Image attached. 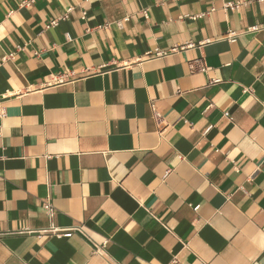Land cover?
Wrapping results in <instances>:
<instances>
[{"label":"crops","instance_id":"1","mask_svg":"<svg viewBox=\"0 0 264 264\" xmlns=\"http://www.w3.org/2000/svg\"><path fill=\"white\" fill-rule=\"evenodd\" d=\"M23 1L0 0V264H264V0Z\"/></svg>","mask_w":264,"mask_h":264},{"label":"built area","instance_id":"2","mask_svg":"<svg viewBox=\"0 0 264 264\" xmlns=\"http://www.w3.org/2000/svg\"><path fill=\"white\" fill-rule=\"evenodd\" d=\"M37 0H25V1H23L22 2V4H21V8H29V7H31L35 2H36ZM167 1H171V2H178L179 0H164L163 2H167ZM162 2V3H163ZM162 3H160V5L162 4ZM239 6H240V3H233V2H231V3H227L226 4V7L228 8V9H237V8H239ZM183 18H192V17H190V16H186V17H183ZM56 22L57 21H54L53 23H52V25H55L56 24ZM165 53L164 52H157V55H164ZM13 55H10L9 57H12ZM194 69H195V67H194ZM94 71V70H93ZM200 71H206V68L204 67V65L203 66H201V68H200ZM94 72H96V71H94ZM73 76V75H72ZM62 78H64V77H58V81L59 80H62ZM217 81H215V83H216ZM44 210L46 211V213L52 218V217H54V215H55V209H54V207H53V205H52V203L50 202V201H47L45 204H44ZM48 233H51V234H54V235H60L59 234V232H60V229H57V228H54V227H51V229H49L48 231H47Z\"/></svg>","mask_w":264,"mask_h":264}]
</instances>
